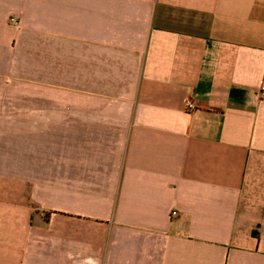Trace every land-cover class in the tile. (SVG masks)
Here are the masks:
<instances>
[{"label": "crops", "instance_id": "obj_1", "mask_svg": "<svg viewBox=\"0 0 264 264\" xmlns=\"http://www.w3.org/2000/svg\"><path fill=\"white\" fill-rule=\"evenodd\" d=\"M0 264H264V0H0Z\"/></svg>", "mask_w": 264, "mask_h": 264}, {"label": "built area", "instance_id": "obj_2", "mask_svg": "<svg viewBox=\"0 0 264 264\" xmlns=\"http://www.w3.org/2000/svg\"><path fill=\"white\" fill-rule=\"evenodd\" d=\"M190 106H193V104H190ZM174 214H176V212H173Z\"/></svg>", "mask_w": 264, "mask_h": 264}]
</instances>
